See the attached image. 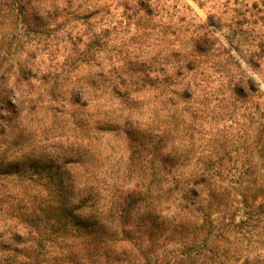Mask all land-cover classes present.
I'll return each instance as SVG.
<instances>
[{
    "label": "trees",
    "instance_id": "obj_1",
    "mask_svg": "<svg viewBox=\"0 0 264 264\" xmlns=\"http://www.w3.org/2000/svg\"><path fill=\"white\" fill-rule=\"evenodd\" d=\"M237 5L155 55L112 46L155 0H0V264H264V0Z\"/></svg>",
    "mask_w": 264,
    "mask_h": 264
},
{
    "label": "rangeland",
    "instance_id": "obj_2",
    "mask_svg": "<svg viewBox=\"0 0 264 264\" xmlns=\"http://www.w3.org/2000/svg\"><path fill=\"white\" fill-rule=\"evenodd\" d=\"M239 1V2H237ZM244 1L251 4L254 0H155L158 5L156 15L154 16L155 23L148 31L136 35L135 30L132 28H122L119 34L115 33L112 40V46L117 50L125 53L126 49L137 53H144L149 43L152 44L155 55L164 51L168 52V48L175 44L178 46H185L189 41L190 34L193 30L200 28L201 31L213 33L211 27L208 26V16L213 12L225 11V17L234 14L233 8L239 7ZM123 8L115 4L109 13H102L94 20L98 23H108L120 21ZM100 24V25H102ZM224 31L216 30L214 36L218 39V46L227 51L230 45L223 36ZM50 40L47 44L41 45L42 51L46 54L52 55L58 53L57 46ZM51 53V54H50ZM50 57V56H48ZM244 67V66H243ZM245 68V67H244ZM248 73H252L248 69ZM37 85V82H33ZM259 94L264 101V83H261ZM115 145V144H114ZM61 146V144H60ZM108 150H103L97 154L89 155L88 158L92 161L94 170L80 168V177L91 183H97L102 188H109L114 184L115 174L118 172L121 159L118 158L119 149L113 146ZM114 151V152H112ZM92 156H95V158ZM95 160V164L94 161ZM93 169V168H92ZM90 170V171H89Z\"/></svg>",
    "mask_w": 264,
    "mask_h": 264
}]
</instances>
